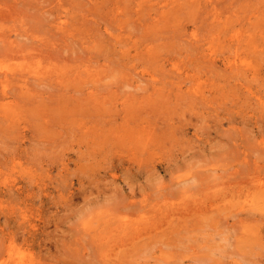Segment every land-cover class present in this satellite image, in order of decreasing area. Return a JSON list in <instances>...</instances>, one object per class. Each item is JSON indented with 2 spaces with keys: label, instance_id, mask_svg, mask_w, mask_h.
<instances>
[{
  "label": "rangeland",
  "instance_id": "374dc122",
  "mask_svg": "<svg viewBox=\"0 0 264 264\" xmlns=\"http://www.w3.org/2000/svg\"><path fill=\"white\" fill-rule=\"evenodd\" d=\"M259 176L264 0H0V264H264Z\"/></svg>",
  "mask_w": 264,
  "mask_h": 264
},
{
  "label": "bare ground",
  "instance_id": "6f19581e",
  "mask_svg": "<svg viewBox=\"0 0 264 264\" xmlns=\"http://www.w3.org/2000/svg\"><path fill=\"white\" fill-rule=\"evenodd\" d=\"M164 16L165 15L157 17L156 24H159L162 21L161 20L162 17ZM262 184H263L262 178L260 176L258 177V179H253V189H255L256 187L255 190H257L258 193L262 192V194H260L261 197L264 196V193L262 190L263 189ZM215 187H218V185L216 184ZM250 193H254V192L250 191ZM263 206H264V198H263ZM249 209L253 211L254 208L252 209V207H249ZM258 209L260 210L262 208H258ZM151 226H146V224H144L143 222H135L131 219H120L117 221L107 220L105 222L98 221L92 227H90V228H94V230L92 229L90 232L86 233L87 235H85V237L87 236L88 237L83 238L86 244L84 242L82 243H84V248L86 250L89 249L88 248L89 241L87 239L91 240L95 244V247L91 248L92 250L90 249L92 252H87L84 254V256L85 257L89 256V258H91V256H93L94 254H97L98 257H97V260L94 262V264H118V262L115 261V258H112L113 255H116L118 253L117 252L118 249L127 250V248H130V247L142 249L144 245L149 244L147 241L144 240V236L146 235V233H144V229H149ZM153 229L156 230L158 229V227L154 226L149 231H152ZM99 230H100V233L96 234V232ZM187 231H189V229H187ZM189 232L191 233V231ZM223 235L225 236V234ZM189 236L193 237L194 235H189ZM195 237L196 236H194L193 240L194 239L196 240ZM205 238L206 237H204V241H205ZM208 242L206 241L203 242V244L205 243V247H207L206 244ZM207 245L209 246L210 244L208 243ZM210 248L211 246L208 249L210 250Z\"/></svg>",
  "mask_w": 264,
  "mask_h": 264
}]
</instances>
